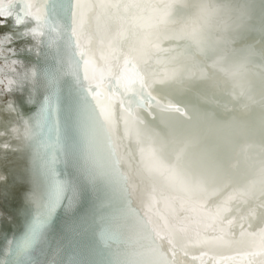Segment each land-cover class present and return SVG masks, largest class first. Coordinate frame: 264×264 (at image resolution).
Here are the masks:
<instances>
[{
    "label": "water",
    "instance_id": "water-1",
    "mask_svg": "<svg viewBox=\"0 0 264 264\" xmlns=\"http://www.w3.org/2000/svg\"><path fill=\"white\" fill-rule=\"evenodd\" d=\"M39 4L47 7L49 27L38 44L27 32L36 23L31 18L21 25L9 18L0 32L10 36L6 47L15 49L23 67L36 71L34 81L0 95V130L18 117L30 119L46 99L58 106L59 142L44 124L41 152L46 160L55 158L57 171L77 195L75 206L61 210L49 228L40 264H49L54 254L57 264H69L73 257L79 264H113L123 249L99 242L91 213L107 200L111 210L124 205L145 214L147 197L161 186L146 174L142 158L148 151L192 180L238 194L206 241L194 233L157 240L174 264H264V36L243 42L256 50L253 63L244 75H229L213 63L225 46L214 35L203 46L176 36L160 17L162 0ZM128 70L137 81L130 89L124 80ZM109 96L115 102L101 158L119 171L122 182L91 177L97 160L79 135L81 110L96 114ZM8 102L16 112L6 109ZM28 155V149L0 151L8 177L0 184V233L9 238L21 227L19 212L26 208L23 194L29 185L17 177H26L22 160L28 166ZM218 200H209V207ZM85 216L88 224L82 223ZM4 249L0 236V258Z\"/></svg>",
    "mask_w": 264,
    "mask_h": 264
},
{
    "label": "snow or ice",
    "instance_id": "snow-or-ice-1",
    "mask_svg": "<svg viewBox=\"0 0 264 264\" xmlns=\"http://www.w3.org/2000/svg\"><path fill=\"white\" fill-rule=\"evenodd\" d=\"M56 2L62 4V0ZM9 18H13L17 25L24 24L29 18L34 20L35 25L27 32L37 44L49 27L47 7L45 5L42 9L39 0H0V32L6 31ZM10 42L9 35L0 36V95L25 81H34L36 77L35 69L24 68L15 57V49L6 47ZM135 77V72L128 70L124 76L126 89L136 84ZM34 101V96H30L29 102ZM114 102L115 98L109 96L96 114L82 109L78 128L86 151L97 160L91 177L104 180L112 176L122 182L124 178L119 171L101 158ZM5 107L9 112L17 111L11 102ZM46 123L49 124V133L55 131L59 142L58 106L47 99L30 119L18 117L7 130H0V151L29 150L26 177H17L18 182L29 185L28 191L23 194L26 208L19 212L22 224L11 238L7 232L0 233L5 241L0 264H40L45 256L41 245L53 221L61 210L75 206L77 192L74 185L57 171L54 157L46 160L42 155L39 136ZM142 159L146 174L161 182V186L154 187L147 197L145 214L140 216L124 205L118 210H111L105 200L93 209L90 226L94 227L101 244H115L123 249L113 264H174V260L161 251L157 240H171L179 233H194L206 241L209 238L206 233L216 231L217 224L223 221L238 194L226 192L220 186L209 187L202 181L184 176L175 166L165 163L155 151H148ZM7 180L8 177L0 173V184H5ZM216 197H219L218 202L209 207V200ZM8 219L11 220V217ZM82 223L88 224L87 216L82 218ZM217 239H223V236ZM260 239L264 240V233L260 234ZM49 264H57L56 254ZM69 264L79 262L73 257L69 259Z\"/></svg>",
    "mask_w": 264,
    "mask_h": 264
},
{
    "label": "clouds",
    "instance_id": "clouds-1",
    "mask_svg": "<svg viewBox=\"0 0 264 264\" xmlns=\"http://www.w3.org/2000/svg\"><path fill=\"white\" fill-rule=\"evenodd\" d=\"M160 17L196 46L214 35L226 51L213 63L229 75H244L253 63L256 50L243 42L264 36V0H162Z\"/></svg>",
    "mask_w": 264,
    "mask_h": 264
},
{
    "label": "bare ground",
    "instance_id": "bare-ground-1",
    "mask_svg": "<svg viewBox=\"0 0 264 264\" xmlns=\"http://www.w3.org/2000/svg\"><path fill=\"white\" fill-rule=\"evenodd\" d=\"M12 113H10V115H11ZM14 118V117H13ZM11 122V121H10ZM25 159V158H24ZM3 160H2V158H0V173H2V174H4L5 175V173H4V171H3V169H2V167H1V164L3 163L2 162ZM27 160L25 159V160H22V164H23V167L26 169V166H27V162H26Z\"/></svg>",
    "mask_w": 264,
    "mask_h": 264
}]
</instances>
